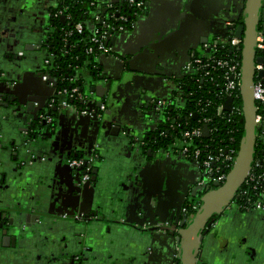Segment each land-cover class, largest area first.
<instances>
[{
	"label": "crops",
	"instance_id": "obj_1",
	"mask_svg": "<svg viewBox=\"0 0 264 264\" xmlns=\"http://www.w3.org/2000/svg\"><path fill=\"white\" fill-rule=\"evenodd\" d=\"M58 1L0 0V74L6 76L9 72L14 78L8 84L0 78V83L11 88V92L5 93L8 104L13 101L23 104L17 111L0 109V139L4 140L0 143V243L4 237L3 213L15 215L17 218H10L12 222L15 219L18 228L26 230L29 219L25 214L41 208L45 215L39 218L38 224H45L42 231H49L47 241L64 257L77 252L80 223L52 222V217L66 211H83L84 204L83 201L79 208L80 201L77 204L75 200V179L64 170L65 163L59 153L67 151L82 156V151L92 146L99 159L94 169L95 181L86 189L83 200L87 203L88 215L101 214L103 218L91 225L92 247L96 253L92 264H172L168 246L175 248V238L159 230L149 233L147 228L171 223L179 217L187 196L198 184L199 173L192 160L173 153L170 145H159L152 138L159 132L163 118L156 115L150 101L172 102L174 108L176 104L186 105L180 96L182 91L186 94L185 85L195 77L190 66L193 59L201 57L204 44L223 40L232 27L244 21L246 0H152L145 15L131 19L132 29L113 36L110 46L114 53L100 55L97 74L87 69L83 72V88L87 89L90 103L96 97H107L105 118L95 123L75 116L74 109L58 113L56 127L54 132L50 131L51 137L45 146L56 155L46 163L38 162V168L33 167L35 174L25 176L20 171V163L31 155L23 146L27 142L22 139V130L27 128L32 114L47 108L56 89L51 85L50 77H54L46 67H41L46 55L36 49V42L30 36L34 40L38 35L43 36L47 19L59 5ZM28 11L32 13L26 18ZM31 21L34 23L27 32V43L15 48L21 28L12 27L23 25L27 29ZM100 77L110 85L105 86ZM173 107L170 111H174ZM117 127L119 132L114 134L113 129ZM130 136L138 137L141 148L131 142ZM146 137L149 139L143 141ZM7 170L13 173L12 177L7 176ZM42 177L46 179L43 184ZM41 185L45 188L44 195L39 194ZM20 210L25 214L19 215ZM120 219L124 223H119ZM8 224L9 228L13 226ZM258 225L254 232L264 233V222ZM230 231L227 226H220L221 238L213 235V243L205 246L202 264L231 263L226 258L227 248L235 254L244 244L241 246L238 235H231ZM28 257L29 264H35V259Z\"/></svg>",
	"mask_w": 264,
	"mask_h": 264
},
{
	"label": "built area",
	"instance_id": "obj_2",
	"mask_svg": "<svg viewBox=\"0 0 264 264\" xmlns=\"http://www.w3.org/2000/svg\"><path fill=\"white\" fill-rule=\"evenodd\" d=\"M151 1L152 0H123L122 3L120 2L119 5L116 6L117 7L116 9H114L113 7L115 4L114 5L109 4L107 5V7L105 6L101 10L102 12L103 10L106 11L103 15L105 16V19H103L102 16L98 15L95 18V21L91 22V26L89 29L90 34H88L85 37V39L78 40L77 43L85 42V41L88 42L89 45L86 48V54L88 55L93 54L94 51L95 52L97 51L98 53L104 55L111 54L112 48L109 45H107L108 39L110 37H113L114 35L123 33L125 29L130 26L133 27L131 23V19L136 18L138 13L145 10V8L147 7L146 5ZM123 9L124 10L130 9V11L131 12L133 11V13L132 14L122 13ZM63 12H61V16H65ZM68 17L69 16L65 17V21H68L69 19ZM96 25H98V27H96ZM85 31H86L85 26L82 23H78L73 27V30L71 32L66 33L65 36L72 37V35L74 34H76V36H85ZM65 43H66V38L64 40V44ZM65 45H67V43ZM206 46L207 48L205 50V54L202 55L201 57L193 59L190 66L196 68L198 71L196 73L202 74L201 77L203 78H207V77L211 78L214 72L219 70L222 71L225 80L224 92L226 94V99L229 96L234 99L233 94H235L237 91H240V87L242 83V69H241L242 64L240 61L241 57L239 56V51L242 50V40L232 37L228 40H224L222 43L219 44L215 43L214 45H210V46L207 44L205 45V47ZM226 48L230 50L229 57L223 58L216 56L219 50H225ZM257 50H258V55H260L259 54L260 52L264 51V36L261 35L258 36ZM60 53L62 55L63 50H60ZM54 58L55 56L52 53L51 60L47 61V66L48 63L53 66L52 61L54 60ZM52 66L49 68L51 69ZM86 69H87L86 67L75 69L76 76L70 80H66V82L70 84L75 83L78 80L79 76L81 78L84 75L83 72ZM260 73H263V76H260L259 75ZM64 82L65 79L63 78L59 80L56 77L53 78L51 85L56 87V89H54L55 97L52 98L47 104L48 109L45 112H43V114H39L38 118L40 122L45 121L47 124H50L52 122V115L50 112H48V110L54 107H57L60 110H65V109L77 110L81 108L82 115H92V113L96 111V109H91L88 107L90 101L88 95L84 92L85 90L83 88L84 81L82 82V88L78 86H74L72 88L71 86H69L68 88L62 89L59 86ZM253 86H254V100L257 109V113L255 117L256 127L257 130L261 132V134L258 133L256 134L258 140L259 138H264V63L262 65L256 66L255 85ZM171 104L160 101L159 107L161 109ZM98 110L100 112H104L106 110L105 104H102ZM230 111L231 112L236 111V109H234V101ZM223 112H225L224 104L220 105L217 108V115L218 116L223 115ZM238 113L240 114V110H238ZM193 115H194L193 113H190V116L193 117ZM228 121H230V119ZM202 123H203L202 128H194L189 130L181 129L180 131H176L175 133H177L179 136L177 138L176 137L173 138L172 143L170 144L169 147L173 153H177L183 156L185 159L192 160L193 162L196 163L198 167V172L200 174L199 185L205 184V185H215L216 187L221 186L225 182L227 174L234 165L238 150H236L235 148L230 150H225L221 148V146L219 145L217 146L212 145L211 143L214 142V139L208 124L209 120L204 119ZM204 127H208L209 129L207 135L208 137L203 136ZM200 138H204V139L206 138L204 141L207 140V143L204 145L201 144L199 145L195 143V140ZM97 158H98L97 155H93L89 158L85 157V158H76L75 160L72 159L68 163H70L69 165L71 168L84 171V182H85L91 178L93 167L97 162ZM254 169H259L263 172L260 174L256 173V175H254L252 174ZM247 183H251V184L255 183L257 185L260 184L261 186H263V189L258 190V194L261 195V198L263 200L257 202L256 204H253L252 199L249 196H246L245 206L247 207L254 206L253 209H259L264 211V157L262 159H256V154H255V160L252 165L251 174L247 178L243 186ZM243 186L241 187L239 192L242 191ZM253 189L257 190V187L253 186ZM246 193L247 191L244 192V194ZM63 218L65 217L63 216Z\"/></svg>",
	"mask_w": 264,
	"mask_h": 264
},
{
	"label": "flooded vegetation",
	"instance_id": "obj_3",
	"mask_svg": "<svg viewBox=\"0 0 264 264\" xmlns=\"http://www.w3.org/2000/svg\"><path fill=\"white\" fill-rule=\"evenodd\" d=\"M64 1L65 0H59L58 1L59 5L57 4L56 7H54L53 10H51L50 17L47 19L48 23L45 24L46 25L45 28L44 27L41 28V29L44 28L43 33H42L43 36L38 35V38L34 40V37L29 35L32 38V40L34 42H36L34 44L35 46H37L36 49L38 48L39 51L40 50L44 51V54L46 55V57H45L46 59H45V61L42 62L41 67H46V70L48 72L50 69L49 67H51L52 65L48 63V66H47V61L51 60V55L53 52L54 53L60 52V50L57 51L58 49H55L56 47L57 48L60 47L59 46L60 44L58 41L56 42V43H58V45L55 44L56 47H54L55 41L53 40V37L55 36V33L57 31L54 22L56 20H58L60 17H63L61 15L57 16V12L59 10H61V12H63L67 9V8H64V6H63ZM79 1L80 0H69V2H71L73 4H78ZM120 2L122 3L123 0H108L106 2L105 1L101 2V1L97 0V3H96V1L93 0V2L91 4L95 5V9H96V6H97V8L101 7V6L104 8L105 6L107 7V5H109V4H112V5L115 4L113 7H114V9H116L117 8L116 6H118ZM100 3H102V4L100 5ZM246 3H247V0H246ZM245 7H246V5H245ZM146 12H147V7L145 8V10L138 13V15L136 16V19L142 15H145ZM243 12H245V8H244ZM30 13H32V11H28L26 13V18L29 17ZM51 18H53V19H51ZM31 22H32V24L27 29H25V26H23V25H16V27L15 26L12 27V29L21 28V30L19 32L20 35H19L18 39H16V41L14 40L15 41L14 42L15 48H16V46L17 47L19 46V48H21L23 43H25V44L27 43L26 42L27 41L26 38L28 37L27 32H29V29L33 27V23H34L33 21H31ZM49 22H50V24H49ZM241 24H243V23H241ZM261 25H262V22H260V24L258 26L259 32L262 30ZM131 27L132 26L126 28L125 32L127 31V29H129ZM234 27H236V26H234ZM7 31L9 32V30H7ZM229 32H231V31H229ZM229 32H228V34H229ZM23 35H25L24 36L25 39H23V41H22L21 38ZM230 38H231L230 35H227L226 37H224L223 40H228ZM223 40H220V41L215 40L213 42H210L208 45L209 46L214 45L215 43L219 44V43H222ZM63 42H64V39H63ZM31 44H32V42H31ZM26 46L27 45H25V47ZM206 48H207V46L204 47V50L202 53L203 55L205 54ZM24 49L26 50V48H24ZM49 52H51L50 55L48 54ZM47 54L49 55L48 57H47ZM60 55H61V53H60ZM54 60H55V58H54ZM54 60L52 61V64H54ZM40 64H41V62H39L38 65L40 66ZM193 69H194L195 77L198 76V73H196V72H198L197 69L196 68H193ZM0 78L3 79V81H5L7 84L10 83L11 81H14V78L9 74V72L6 76L3 74H0ZM81 78L83 79V76ZM194 79H196V78H194V77L191 78V80H194ZM10 89L11 88H7L6 85L4 86L0 83V96L3 98L2 100H4V102L0 100V109H2V110L4 109L5 103H7L6 102L7 100L5 99L6 98L5 93L11 92ZM179 89L183 90V87H179ZM182 94L183 95L180 96L181 98L184 96L185 97L188 96V94L184 95L183 91H182ZM169 106H165L164 109H162V110L165 111ZM179 108L185 109L186 105L183 107H182V105H179ZM46 110H47V108L45 110H42L40 113H38V110H37L34 114H32L29 117L30 119H29V122L27 123L26 127L28 128L30 123H32L31 125L36 124L38 127H39L40 123L45 125L43 123V121L40 122L38 117H39V114H43V112H45ZM189 111L190 110L186 111V113H189ZM58 115H56L55 117L52 115V122L50 124H47L49 127L47 130L48 132L55 129L56 121H57L56 118ZM178 117H179V115H175L176 119H179ZM34 119H37L39 121H36V123H35V121L32 122V120H34ZM176 121L177 120H174L172 123V124H175V126L171 127V129L174 130L175 132L181 130V129H179V128H181V126L176 125ZM39 128L42 131H44L43 126L40 125ZM39 128H37L38 131H39ZM158 130H159L158 133H161L162 129L160 127ZM52 132H54V131H52ZM169 132H170V129H165V131L162 132V135L165 133L169 134ZM23 135H26V133H23ZM95 155H97V154H95ZM48 156H49V154H48ZM76 158H85V156L78 155L77 157L74 158L73 154H71L70 156H66L65 160H66V163H68L70 160H72V159L75 160ZM25 159L21 160V163H20L21 166L22 165L28 166V163L30 162V160H28V158L26 160ZM98 159L99 158H97V162H98ZM39 162L40 163H46L47 161L43 160V161H39ZM97 162L95 163L93 170L96 168ZM31 163L34 167L36 166V168H38L37 158L31 159ZM193 163L195 164L196 169L198 171V167H197L196 163L195 162H193ZM69 164L70 163H68L67 165L72 170L73 174L77 173V174L81 175V181L77 186L79 188L87 189V188H85V186L88 184H92L93 175L91 176V178L88 181L84 182V171L73 169L70 167ZM39 167H41V166H39ZM21 173H23V172H21ZM12 174L13 173H10V171L7 170V176L8 177H12ZM26 175H28V174H25V176ZM199 176H200V174H199ZM20 177H23V176L20 175ZM40 182L42 184L45 183L46 182L45 177L40 178ZM48 182H50V185H51V183H52L51 179L48 180ZM48 182H47V184H48ZM197 183L198 184H196V187L202 186V184L199 185L200 181H198ZM208 187H210V190L216 189L215 185H208ZM84 189H82L83 190L82 192H83V195L85 197L86 196L85 195L86 190H84ZM194 189L192 190V192L194 191ZM26 192H24V193H26ZM192 192L187 196V198L185 200L184 207L182 209H180L179 217H177L171 223L159 224L157 226L158 228L167 227V226H170V227L176 226V228L179 230L180 229L179 224L182 223L183 218H185L184 228L188 227L195 220L196 216L198 215V212L200 213L201 205H202L198 199L202 198L205 194L203 193V194H200L199 196H195V195H192ZM44 193L45 192L42 189L39 194L44 195ZM238 193L236 194L232 203L227 208H225V210L222 213L214 215L215 220L211 224V226H208L210 223V220L205 225V227L203 229V233L204 232H207V233H205V235L202 238V241L198 245V249H197V253H196L197 259L195 261V264H202L203 263V255H204L205 246L208 243H210L211 241H212L211 243H213V238H212L213 235L218 237V238H221V234L219 232L221 225H225L228 228H230L231 229V231H230L231 235H234V236L238 235V239H240L241 246L244 244V247L239 249L240 251L237 250V252H239L240 254L237 252L235 254H231V251L228 250V248H227V254L228 255L226 256V258H229L231 260L230 264H264V233H262V232L255 233L254 232L255 227L259 226L258 225L259 223L264 222V211H259L257 209H253V208L249 209V208L242 207V205L240 204L239 199H238ZM28 194H29V197H31L30 193H28ZM78 203H79V201H77V204ZM82 204L83 203L80 201L79 208H81ZM86 208H87V203L84 201V204L82 206L83 212H82V210H79V211H77L76 215H70L69 213L65 212L66 215H64V217H65L64 220L76 221V222L80 223V228H82L81 231L78 232L79 237H77L79 240V243L77 244V246L80 247L82 249V251L80 250V248H78L77 252H75L73 255H71L69 257H64V255H61V252L57 250V247H54L53 244L50 243V241L49 242L47 241L46 238H48V237H46V236H47V232H49V231H45V232L42 231L45 228V226L43 227V225H45V224H43L41 226V228H39V230H37L36 228H34L35 223H32L31 224L32 226L29 227L30 229H28V232H27L26 230H21L20 228H18L17 222H16V226H14L15 222H12V220L10 219L11 217L9 215L6 218H3L1 216L3 218V224H4L3 227L1 228L2 234L4 235V237L2 239V243H0V261H1V263L2 264H29L30 260L28 262V259H29L28 256L35 259V264H62L61 260H63V258L66 259V260H63L65 262H68L69 260H74L76 262H80L81 254L87 252V250L89 253V254L87 253L88 256L93 255V254L96 256L95 251L89 252V249H93V247H92L93 246V244H92L93 240L91 239V237H93V236H91V228H92L91 225L94 221H96V217L88 215V211ZM32 211H34L35 213L41 212V213H39L40 216H43V214L45 215L44 209H41V208L32 209ZM231 215H233V216H231ZM12 216H14V215L12 214ZM230 216H231V218L228 219ZM53 219H55V218H53ZM8 223H10V225H13V226L12 227L10 226L11 228H9V226H7V225H9ZM28 223H31V221L29 220ZM157 227H155V228H157ZM245 228L249 229L250 231L245 230ZM177 229L174 232V234H175L174 237H172V238L180 237L178 235ZM31 230H35L36 233L38 231V233L31 236V234H30ZM4 231H7V233L4 234ZM160 232L163 234L167 233L166 231H160ZM6 236L16 237L17 244L15 247L11 246V244H9L6 241V239H5ZM181 244H182V241L180 240L179 243L178 242L176 243V241H175V248H173V247L171 248L168 246V250L172 255V264H181V261L179 259L180 253H181ZM258 247H259V249H257ZM26 251H30V252L28 253ZM23 255H25V256L23 257ZM89 258H91V257H86L83 259V261L84 260L90 261ZM251 258H254V260H251Z\"/></svg>",
	"mask_w": 264,
	"mask_h": 264
},
{
	"label": "water",
	"instance_id": "obj_4",
	"mask_svg": "<svg viewBox=\"0 0 264 264\" xmlns=\"http://www.w3.org/2000/svg\"><path fill=\"white\" fill-rule=\"evenodd\" d=\"M151 3H148L146 6L148 7ZM263 3H264V0H247L245 12H244V14L246 15L244 23L239 24L236 27H232L231 32H229V35H232L234 38L242 40V56H241L242 83H241V87H240V96L242 98V104H243V110H244L242 122L244 123L245 134H244V137L239 144V149L237 152V157L235 159L234 165L231 168V170L229 171V173L227 174L225 182L221 186H217L216 189H213V190H210V187H208V185H205V184H203L202 186L195 187L194 191L192 192V195L199 196L200 194H203V193L205 195L202 198L198 199L199 202H201V204H202L200 213L198 212V215L196 216L195 220L188 227L184 228L185 218H183L182 223L179 224V228H180L179 230L176 228V226H173V227L167 226V227H162V228H158V227L155 228L153 226H150L147 228V226H144V228H147V231H149V233L152 231H157V230L166 231L167 232L166 235H170L172 237H174V235H175L174 232L176 231V229L178 230V235L180 237L175 238V241H176V243L177 242L179 243L180 240L182 241L181 253H180V258H179L181 261V264H195V261L197 259L196 253H197L198 245L202 241V238L205 235V233H207V232L203 233V229H204L205 225L210 220V223L208 226H211V224L215 220L214 215L222 213L225 210V208H227L232 203L236 194L239 192V190L241 189V187L243 186V184L245 183L247 178L250 176L251 171H252V165H253L254 160H255L256 143H257V135H256L257 134V127H256V121H255L257 109H256L255 100H254V86L253 85H255L256 66L262 65L264 63V58L262 56L258 55V50H257L258 36H260V35L264 36V4ZM105 12L106 11L103 10V14ZM65 17L66 16H63V17H60L59 19L61 21L65 22ZM51 19H53V18H51ZM260 22H262V25H261L262 30L259 32L258 26H259ZM49 24H50V22H49ZM129 29H132V28H129ZM129 29H127V30H129ZM112 39H113V37H110L108 39L107 45L110 46ZM207 44H209V43L204 44L203 50H204L205 45H207ZM113 53H114V50L112 49L111 55ZM122 59L125 60L126 57H123ZM129 63H130L129 61L125 62L124 66H127ZM259 75L263 76V73H260ZM101 78H103V77H100V79ZM50 79L53 80L52 77H50ZM102 80L103 79H101V81ZM102 82L104 83V80ZM108 84L110 85V83L107 82L105 84V86H108ZM84 92L87 94V89H85ZM233 101H234V99L232 97H230V96L227 97V99L224 103V111L229 112L231 110ZM13 102L14 103H12V104L5 103L4 107L15 108L16 111L23 107V104H21V103L16 104L15 101H13ZM150 102L152 103V107H154V111H155L156 115H159L161 110L164 109V107L161 109L159 107L160 100H156V99L153 100L152 99ZM102 104H105V106H106V110L104 112H100L98 110ZM29 107H31V106H29ZM39 107L41 108V106H39ZM88 107L91 109H96V111L94 113H92V115H82L81 114L82 109L79 108L77 110L76 109L72 110L73 111L72 113L75 114V116L78 115V117L80 119H83V120L85 119L86 121L88 120L90 122L92 121L95 123L101 122V120L104 119L105 115L107 114V107H108L107 106V97H102V98L96 97V101L91 102L88 105ZM44 109L45 108H43L42 110H44ZM42 110H40V111H42ZM53 110L60 113L62 111L67 112L68 109L60 110L57 107H54ZM193 117L195 119H198V114L194 113ZM33 121H35V123H36V121H39V120L34 119V120H32V122ZM43 123L45 124L43 126L44 131H42L36 124L31 125L32 123H30L28 128L22 130V132L26 133V135H22V139L26 140V142H27V143H25V141H24L23 146H24V148L30 150L29 153L31 155L30 158L28 159V160H30V162L28 163V166H25V165L21 166L22 170H20V171L23 173L25 172V174H30V175L35 174V171L33 168L34 166L31 163V159L37 158L38 162L43 161V160H46V161L49 160L50 161V160H53L52 158L56 155L55 152H53V150H51V149H50L49 153H44V151H43L45 146L48 145V144H46V143H48V141H47L48 137L49 138L51 137L50 136L51 133L47 131L49 128L47 123L45 121H43ZM37 128H39V131ZM208 130H209L208 127H204V129H203V131H204L203 136L204 137H208L207 136ZM117 132H119L118 127L116 129H113L114 134H116ZM152 138H154V136H152ZM130 139H131V142L134 143V145L136 144V146L140 147L138 137L130 136ZM148 139L149 138L146 137V138H144L143 141L148 140ZM0 143H4V140L0 139ZM142 146H144V145H142ZM148 147L149 146H147V150H148ZM152 149H149V150L154 151ZM151 151L149 154H151ZM96 152H97L96 148L90 146V148L88 150L82 151V156L89 158V157L97 154ZM71 153L67 152V151L66 152H60L59 155L61 156L60 157L61 160L65 163L64 164L65 165L64 170L67 171L68 174L70 173L69 175L71 178L75 179V182H76V185L74 188L75 189L74 192H76L75 193L76 194L75 200L81 201L83 203V201H85V200H83L84 196H83V192H82L83 190L82 189H84V188H79L77 186L81 181V175L76 174V176H75L76 178H75L73 173H72V170L69 168V166L67 165L68 163H66V160H65V157L70 156ZM48 154H49V156H48ZM73 156L75 158L78 155L75 153V154H73ZM95 173H96V171L93 170V172H92L93 181H95V177H94ZM55 177L57 178L58 176L55 175ZM85 188H90V184L86 185ZM39 189L42 190L45 188L42 185ZM84 190H86V189H84ZM51 198H53V194L51 195ZM23 212L24 211H22V210L17 211V213L19 215H24L25 213H23ZM66 212L69 213L70 215H76V213H77L75 211H66ZM39 213H41V212H38L35 214L34 212L32 213V211H29V212H27V214H25L26 219H29L31 221V223H27L25 225L27 232H28V229H30L29 227L32 226L31 225L32 223H35L34 228H36V229L41 228V226L43 225L41 223L37 224V223H39L38 220L41 217L39 215ZM64 215H66V213H62V215L52 217V218H55V219H52V222L55 224H58V222L60 220H64V218H63ZM7 216H8L7 212L2 214L3 218H6ZM91 216L96 217V221H98L100 219L103 220L101 214L100 215L96 214V215H91ZM11 218H17V217L14 215V217H11ZM13 220L15 222V219H13ZM72 222H75V221H72ZM119 223H124V220L120 219ZM15 225H16V222L14 223V226ZM136 229L142 230V227H138V228L136 227ZM6 233H7V231H4V234H6ZM37 233H38V231H37ZM37 233L35 231V234H37ZM5 239L9 244H11V246H13V247L16 246V244H17L16 237L6 236ZM80 250L82 251L81 248H80ZM91 251H93V249H89V252H91ZM87 253H88V250H87V252L81 254L80 262H76L74 260H69L70 262L69 261L65 262L63 260H66V259L63 258V260H61L62 261L61 263L65 262V264H90V263L92 264L93 261L96 260V256L94 254L88 256ZM92 256L95 259H93ZM86 257H91V258H89L90 261L89 260L83 261V259Z\"/></svg>",
	"mask_w": 264,
	"mask_h": 264
},
{
	"label": "trees",
	"instance_id": "obj_5",
	"mask_svg": "<svg viewBox=\"0 0 264 264\" xmlns=\"http://www.w3.org/2000/svg\"><path fill=\"white\" fill-rule=\"evenodd\" d=\"M92 2L93 0H80L78 4H73L69 2V0H65L63 6L67 9L63 13L65 16H69V19L66 22L61 21L60 19L54 22L57 29L55 36L53 37V40L55 41L54 45H58V43H56L57 41L60 44V47L57 48L56 45L54 47H56L55 49H58L57 51L63 50V53L60 55V52H53L55 56V65L53 64L49 71L51 72L52 76L58 78V80L61 78L65 79V82L59 86L62 89L68 88L69 86L72 88L74 86L82 88L83 81L80 76L75 83L70 84L66 82V80H70L76 76L75 69L86 67L92 72L93 75H95L98 72V67H100L98 60L101 54L97 51H94L93 54L88 55L86 54V48L89 45L88 42L85 41L77 43L78 40L85 39V37L90 34L89 29L91 22L95 21V18L98 15L105 19V16H103L104 14L101 11L103 7L101 6L100 8H97L96 6L95 9V5H91ZM122 13L132 14L133 11L131 12L130 9H123ZM78 23H82L85 26V36H76V34H74L72 37H66L65 34L71 32L73 27ZM96 27H98V25H96ZM230 37L232 38L233 36L230 35ZM65 38L67 45H65L66 43L64 44L63 42V39L65 40ZM259 54L264 57V51L260 52ZM216 56L223 58L229 57L230 50L228 48L225 50H219ZM239 56H242V50L239 51ZM201 75L202 74H198V76L194 77L196 79L190 80L189 83L185 85L184 90H186V95L188 94V96L182 97L186 100L185 109L179 107L174 108L173 106L175 105H170L165 111L163 110L161 113H159L160 118H163V121L161 120L160 124L162 131L161 133L157 132L154 138L158 140L157 142L159 145H170L173 138H177L179 136L174 130L171 129V127L175 126V124H172L174 120H177L176 125L181 126L179 129L189 130L194 128H202V121L207 119L209 120L208 124L214 139V142L211 144L214 146L219 145L225 150H230L233 148L238 150L239 144L245 134L244 123L242 122V113L244 110L240 91H237L235 94H233L234 109H236V111H225L223 112V115L218 116L217 108L224 104L226 100V94L224 92L225 80L223 73L220 70L214 72L211 76L212 79L210 77L203 78ZM175 102L176 101H174V103ZM176 106L178 105L176 104ZM172 107L174 108V111H170V108ZM188 110H190L189 113H186ZM238 110H240V114L238 113ZM48 112H50L54 117L58 115V112L54 111L53 108L49 109ZM195 112L198 114V119L190 116V113L194 114ZM175 115H179V119H176ZM229 119L230 121H228ZM40 125L44 126L42 123H40ZM165 129H170V132L169 134L165 133L162 135V132H164ZM257 133L261 134L259 130H257ZM205 139H196L195 143L204 145L207 143V140L204 141ZM263 157L264 138H259L256 144V159H262ZM262 172L263 171L259 169H254L252 174L256 175V173L260 174ZM253 186H256L257 190H254ZM259 189H263V186L260 184L257 185L255 183H247L243 186L242 191L238 193V199L242 207L249 209L254 207L245 206L246 196H249L252 199L253 204L263 200L261 195L258 194ZM245 191H247L246 194H244ZM30 234L32 236L35 234V232L31 231Z\"/></svg>",
	"mask_w": 264,
	"mask_h": 264
},
{
	"label": "rangeland",
	"instance_id": "obj_6",
	"mask_svg": "<svg viewBox=\"0 0 264 264\" xmlns=\"http://www.w3.org/2000/svg\"><path fill=\"white\" fill-rule=\"evenodd\" d=\"M61 15V10H59L58 12H57V16H60ZM245 18H246V16H244V21H245ZM244 21L242 22V23H244ZM203 55V54H202ZM45 143V142H44ZM44 151V153H49L50 151H48V149L46 148V149H44L43 150Z\"/></svg>",
	"mask_w": 264,
	"mask_h": 264
}]
</instances>
